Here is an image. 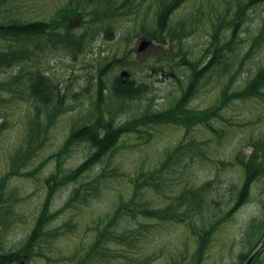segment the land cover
I'll return each instance as SVG.
<instances>
[{"label":"rangeland","instance_id":"rangeland-1","mask_svg":"<svg viewBox=\"0 0 264 264\" xmlns=\"http://www.w3.org/2000/svg\"><path fill=\"white\" fill-rule=\"evenodd\" d=\"M67 1L27 0L22 3L23 6L17 7L18 18L50 20ZM136 1L140 4L137 11L139 14L129 15L130 17L116 22L112 38H108L104 32L99 34L93 38L86 51L76 58L58 49L40 58L41 68L48 75L59 80L64 86L68 85L71 110L60 117L51 132L50 142L24 168V172H28L41 165L38 170L32 176L15 175L10 178L6 192L7 198H11L13 202L14 209L0 220L1 239L5 249L16 248L23 243L34 226L47 194L51 192V210L62 211L49 224V228L60 227L61 235L53 242V251L47 254L55 258H71L74 253L81 254L89 249L97 238L98 228L102 229L108 225L122 197L130 195V181L139 173L140 167L146 170L159 167L166 153L185 139H193V142L198 144L196 149L202 151L203 155L196 156L184 170L181 166L176 173L171 174L175 175V178L167 185L169 192L176 189L177 193L174 194L178 195L183 190L198 188L211 181L219 191L212 199L225 207L232 196L233 184L241 182V165L237 163L236 156L248 158L253 151L252 141L264 139V101L261 99L234 100L225 106L221 112L226 115L228 121L217 122V127L224 128L220 136L206 124H196L190 132H187L183 125L173 123H153L147 129L141 128V132H127L120 138L111 155L84 176L86 181L99 174L102 167L108 170V180L101 186L99 194L86 204L77 206L76 203L72 208L63 209L82 179L79 182L57 185L55 179L51 178L56 166L53 153L60 149L73 123L80 117L91 119L97 111L107 115L110 111L115 113L124 106V110H121L124 112L115 118V122L121 124L148 110L157 111L171 106L181 94L182 84L186 86L189 80V70L183 63V57L191 60L203 58L204 50L210 43L211 21L214 20V15L226 12L228 6H232L229 9L232 11L236 3L235 0H187L173 13L172 27L177 26L183 19L187 21L188 30L193 24L196 26L180 43L170 44L166 40H154L141 29L143 15L148 21L154 16V0ZM16 11L14 6L0 5V22ZM263 20L264 5L249 11L238 38L240 42L235 49L237 56L227 65V70L213 71L203 78L198 92L189 102V107L204 110L219 102L223 87L236 70ZM78 25L80 26L77 24L75 27ZM144 41L146 43L141 46ZM116 56H126L125 63L130 67H116L113 70L110 68L102 77L104 82L110 86L122 70H130V75L126 78L145 83L148 85L147 92L140 98L120 101L105 90V98L99 104L98 69ZM263 64L264 44L244 62L240 72L235 73L229 88H241L247 77ZM16 73V69H7L0 72V77L10 78ZM6 97L7 102L0 101V123L6 121V128L0 137V176L5 175L9 169L8 157L14 148L21 144L26 124L27 104L16 106L17 103L13 105L15 99H11L9 95ZM97 103L101 106L100 109ZM90 150L87 143L75 144L63 162L64 168L73 169L78 166ZM61 172L57 174L58 177L63 174ZM148 190L150 197L155 199V206L165 208L170 205V199L154 194L151 188ZM263 200L264 177L254 183L249 201L224 222L219 221L222 213L213 219L196 215L191 222L145 218L147 223L153 225L135 229L137 233L124 243L109 242L112 246L109 264H135V261L137 264H170L172 258H178V262L183 256L191 259L200 240L199 236H206L207 230L213 228L215 230L211 238H208L202 264H236L239 254L246 250L243 237L248 223L254 218H264ZM232 205L230 201L229 208ZM141 220L139 216L138 220H123V223L132 228L134 223ZM206 222L208 226L199 232L200 226ZM141 227L145 226L142 224ZM195 230L198 232H194ZM124 255L130 259L127 260ZM29 264H45V260L36 257Z\"/></svg>","mask_w":264,"mask_h":264},{"label":"trees","instance_id":"trees-1","mask_svg":"<svg viewBox=\"0 0 264 264\" xmlns=\"http://www.w3.org/2000/svg\"><path fill=\"white\" fill-rule=\"evenodd\" d=\"M26 1L0 0V5L7 4V6H14L17 9L15 13L8 14L5 17L6 20L0 22V72L7 69L17 70V73L10 78L0 77V101L7 102L6 95H9L11 99H15L13 105L16 103V106L27 104L26 124L22 132L21 144L15 147L9 155L7 160L9 169L5 175L0 176V220L6 213L14 209L13 202H11V198H7L8 192H6L10 178L15 175L32 176L38 170L41 165L24 172V168L50 142L51 132L60 117L71 110L68 85L64 86L59 80L48 75L41 68L40 58L50 55L49 53L55 49L63 50L76 58L86 51L85 49L93 38L99 34L104 32L108 38H112L116 22L129 15H138L137 11L140 8V4L136 0H68L50 20H22L18 18L19 9L17 7L23 6V2ZM186 1L154 0V16L148 21L143 15L141 26L143 33L157 41L166 40L170 44L180 43L196 26L193 24L188 30L187 21L183 19L177 26L172 27L173 13ZM235 1L232 11H229L232 6H228L226 12L214 15V20L211 21L210 43L204 50L203 58L191 60L183 57V63L189 70V80L186 86L182 84L181 94L171 106L157 111L148 110L121 124L116 123L115 118L124 112L121 111L124 110V106L115 113L110 111L109 114L104 115L97 111L95 115L91 116V119L80 117L73 123L62 146L53 153L56 166L51 178L55 179L57 185L65 182H79L82 179L78 184L80 186L67 199L63 209L72 208L76 203L77 206L86 204L92 197L99 194L101 186L105 185L108 180V170L102 167L99 174L86 181H84V176L111 155L123 134L141 132V128L147 129L153 123H173L183 125L187 132H190L196 124H206L220 136L223 134L224 128L217 127V122L228 121L226 115L221 112L225 106L234 100L261 99L264 101V64L247 77L241 88L235 90L229 88L235 73L240 72L244 62L257 51V48L263 46V20L236 70L223 87L219 102L204 110L189 107V102L198 92L203 78L213 71L227 70V65L237 56L235 49L237 43L240 42L238 38L249 11L264 5V0ZM9 11L11 10L9 9ZM77 24L80 26L75 27ZM126 60V56L120 58L116 56L98 69L100 76L98 83L99 104L105 98V90L120 101L137 99L146 94L148 85L142 82L138 83L130 77H123L121 74L116 76L110 86L104 82L102 77L110 68V70L116 69V67L129 68L130 65L125 63ZM128 71L130 74V70ZM179 79L178 77V81ZM99 104L97 103L98 109L101 107ZM5 128L6 121L0 123V137ZM81 142L90 146V152L75 168H64L63 162L72 147ZM251 144L253 151L248 158L236 156L237 163L241 165L242 175L239 176L241 182L233 184L232 196L225 207L220 206L219 202H214L212 199L219 191L213 186V183H210L211 181L198 188L183 190L178 195L174 194L177 193L176 189L169 192L167 185L175 178V175L171 174L176 173L181 166L184 170L196 156L203 155L202 151L196 149L198 144L193 142V139H185L166 153L165 158L160 161L159 167L154 170L140 167L139 173L130 181L132 185L130 195L122 197L120 205L111 216L108 225L102 229L98 228V236L89 249L84 250L81 254L74 253L71 258L69 256L55 258L51 254H47L53 251V242L61 235L60 227L49 228V224L62 211V209L51 210L52 193L49 192L35 219L33 228L21 245L5 249L0 232V264H29L36 257H42L45 264H109L112 257V246L109 245V242L124 243L125 240L137 233L135 229L147 228L148 224L152 226L153 224L147 223L145 218H153L156 221L191 222L196 215L213 219L222 213L223 216L219 221L224 222L240 206L249 201L254 183L264 177V139H257ZM60 172L63 174L58 177L57 174ZM49 185L51 186V183ZM149 188L154 191V194L170 199V203L168 202L170 205L165 208L155 206V199L150 197ZM230 201L233 205L229 208ZM139 216L142 220L133 225L131 223L132 228L123 223V220H128V222H133L132 219L138 220ZM140 224L145 227H141ZM207 226L206 222L200 226L198 231H203ZM214 230L215 228L208 229L206 236H199L200 240L193 251V258L188 259L183 256L180 262H178V258L177 260L172 258L169 261L170 264H202L208 238H211ZM263 237L264 218L252 219L248 223L243 237L246 250L239 254V261L236 264H243ZM130 243L132 245V241ZM263 255L264 248L251 264H264ZM124 257L127 260L130 259L126 255ZM135 264H137L136 261Z\"/></svg>","mask_w":264,"mask_h":264},{"label":"water","instance_id":"water-1","mask_svg":"<svg viewBox=\"0 0 264 264\" xmlns=\"http://www.w3.org/2000/svg\"><path fill=\"white\" fill-rule=\"evenodd\" d=\"M146 42L144 41L141 46H143ZM142 48V47H141ZM123 75L128 74L127 71H123L122 72ZM264 248V239L262 240V242L259 244V246L254 250V252L252 253V255L247 259V261L244 264H250L254 258L257 256V254Z\"/></svg>","mask_w":264,"mask_h":264}]
</instances>
